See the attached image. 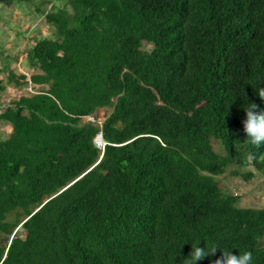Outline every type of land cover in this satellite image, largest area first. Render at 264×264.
<instances>
[{"label": "trees", "instance_id": "16d2710c", "mask_svg": "<svg viewBox=\"0 0 264 264\" xmlns=\"http://www.w3.org/2000/svg\"><path fill=\"white\" fill-rule=\"evenodd\" d=\"M59 1L28 77L0 50V92L35 89L0 112V264H188L196 244L264 264V207L217 178L264 175L242 126L264 110V0Z\"/></svg>", "mask_w": 264, "mask_h": 264}, {"label": "rangeland", "instance_id": "374dc122", "mask_svg": "<svg viewBox=\"0 0 264 264\" xmlns=\"http://www.w3.org/2000/svg\"><path fill=\"white\" fill-rule=\"evenodd\" d=\"M53 3L60 4L61 2L59 0H23L21 4L2 7L0 14V50L3 48L7 53L14 55L10 68L16 74L24 73L28 77L33 72L25 64V49L28 45L33 44V38L52 35V28L44 21L43 16L38 13L36 8L41 7L47 10L51 8ZM30 92V83L22 86L7 85L6 89L0 92V112L12 98H18L21 94ZM33 92H35V89H32ZM108 112L109 109L98 110L96 113L98 122H101L105 117L104 114ZM87 120H93V117H83V121ZM10 131L11 126L0 121V138L7 137ZM214 146L217 151L223 152L216 141ZM233 168V166H229L225 173L217 176L224 191L237 196L239 207H264V175L257 171L255 167L242 166L239 169L241 172L250 170L256 173L254 177L245 180L241 176L232 175L230 171ZM262 242L264 243V236Z\"/></svg>", "mask_w": 264, "mask_h": 264}, {"label": "clouds", "instance_id": "9594fccd", "mask_svg": "<svg viewBox=\"0 0 264 264\" xmlns=\"http://www.w3.org/2000/svg\"><path fill=\"white\" fill-rule=\"evenodd\" d=\"M256 94L264 101V88H259ZM244 113L245 117L242 120V126L245 137H247V142L256 148L264 146V110H260L256 104L251 103L250 107L244 108ZM101 145H103V141L98 146ZM197 245L192 246V250L187 258L188 264H196L197 261L204 259L206 256H216L217 249H220L215 245L207 249L205 247H198ZM210 264H253V254L249 250L233 253L227 249H220V255L211 260Z\"/></svg>", "mask_w": 264, "mask_h": 264}, {"label": "water", "instance_id": "95a60500", "mask_svg": "<svg viewBox=\"0 0 264 264\" xmlns=\"http://www.w3.org/2000/svg\"><path fill=\"white\" fill-rule=\"evenodd\" d=\"M101 143H102L101 135L98 134V135L96 136V139H95V145L98 146V145H100ZM18 230H19V231L23 230L22 225H20V226L18 227Z\"/></svg>", "mask_w": 264, "mask_h": 264}]
</instances>
